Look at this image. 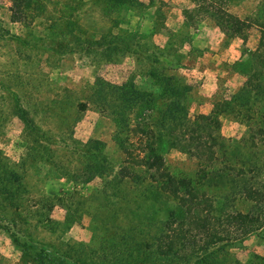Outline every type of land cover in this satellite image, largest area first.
Masks as SVG:
<instances>
[{
	"label": "rangeland",
	"instance_id": "rangeland-1",
	"mask_svg": "<svg viewBox=\"0 0 264 264\" xmlns=\"http://www.w3.org/2000/svg\"><path fill=\"white\" fill-rule=\"evenodd\" d=\"M200 5L114 0L104 16L108 0H0V264H144L156 252L145 245L177 200L144 166L120 174L128 157L122 142L148 139L141 126L131 132L151 112L139 95L186 84L190 115L209 113L218 92L231 95L244 82L231 65L261 37L259 27L230 36L212 16L189 15ZM222 7L264 17L262 0ZM162 43L181 65L158 76L140 48ZM221 120L226 138L244 136L245 124ZM166 156L171 169L197 170L174 148ZM217 250L229 257L225 264H249L264 255V240Z\"/></svg>",
	"mask_w": 264,
	"mask_h": 264
},
{
	"label": "trees",
	"instance_id": "trees-1",
	"mask_svg": "<svg viewBox=\"0 0 264 264\" xmlns=\"http://www.w3.org/2000/svg\"><path fill=\"white\" fill-rule=\"evenodd\" d=\"M197 1L201 5L189 15L212 16L230 36L246 38L251 28L259 27L261 37L254 49L245 50L231 65L244 82L231 95L218 92L209 113L190 115L185 96L190 86L186 84H172L166 92H149L147 97L139 95V104L151 112L147 118L139 115L131 132L137 135V126H141L139 131L148 139H138V147L137 140L127 139L128 146L122 142L128 157L120 174L131 177V169L144 166L159 190L177 200L167 218L158 220L152 245H145L156 252L142 258L144 264H225L229 257H219L218 248L225 252L232 243L251 236L264 240V17L242 18L222 7L228 0ZM108 2L112 6L104 16L115 10L114 0ZM140 50L152 59L155 75L181 65L164 47ZM158 100H164L162 107L156 105ZM155 111H161L160 117ZM224 116L245 124L244 136L226 138L221 133ZM170 136L174 138L165 139ZM173 148L195 159L197 170L171 169L166 153ZM116 244L125 250L128 247L127 242ZM221 257L223 263H219ZM252 257L249 264H264V255Z\"/></svg>",
	"mask_w": 264,
	"mask_h": 264
},
{
	"label": "crops",
	"instance_id": "crops-1",
	"mask_svg": "<svg viewBox=\"0 0 264 264\" xmlns=\"http://www.w3.org/2000/svg\"><path fill=\"white\" fill-rule=\"evenodd\" d=\"M205 28H200L199 29V32L201 31V33L203 32L202 30H204ZM219 32H220V35L222 34L223 35V33L219 30ZM161 47H164V43H162L161 45H160Z\"/></svg>",
	"mask_w": 264,
	"mask_h": 264
}]
</instances>
